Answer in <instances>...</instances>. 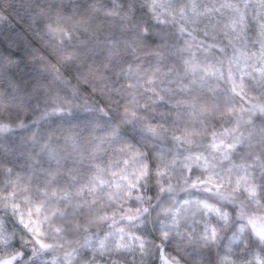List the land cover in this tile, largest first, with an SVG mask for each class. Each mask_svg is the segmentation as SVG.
<instances>
[{
  "label": "clouds",
  "instance_id": "obj_1",
  "mask_svg": "<svg viewBox=\"0 0 264 264\" xmlns=\"http://www.w3.org/2000/svg\"><path fill=\"white\" fill-rule=\"evenodd\" d=\"M0 264H264V0H0Z\"/></svg>",
  "mask_w": 264,
  "mask_h": 264
}]
</instances>
